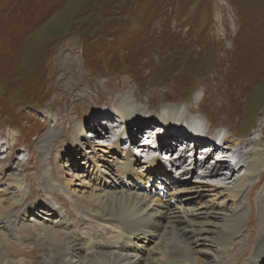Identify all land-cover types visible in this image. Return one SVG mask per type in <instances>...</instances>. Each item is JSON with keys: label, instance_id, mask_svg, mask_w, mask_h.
Instances as JSON below:
<instances>
[{"label": "rangeland", "instance_id": "1", "mask_svg": "<svg viewBox=\"0 0 264 264\" xmlns=\"http://www.w3.org/2000/svg\"><path fill=\"white\" fill-rule=\"evenodd\" d=\"M0 72V195L6 192L5 200H16V208L0 218V264H84L96 249L110 253L128 248L118 240L124 232L85 216L95 211L79 200L85 193L82 182L89 180L114 191L127 187L141 196L138 187L143 185L131 177L124 182L112 171L124 150L136 156L135 167L144 174L141 162L147 154L171 161L164 171L147 174L152 191L147 200L159 191L160 182L167 194L186 202L188 211L203 213L210 199L203 189L224 181L227 172L218 170V181L190 174L175 178L169 169L181 161L173 148L189 150L194 163L200 153H212L210 168L218 164L220 151L244 158L264 149V0H0ZM122 102L136 110L125 112L126 126L115 115ZM167 110L181 111L179 130L169 132L161 124ZM207 118L218 127L216 134L229 138L226 149L213 151L215 146L206 144L196 149L181 134L187 128L194 133L199 125L206 135ZM80 123L100 167L90 171L86 156L92 150L83 141L88 153L76 150L77 163L69 155L73 182L63 187L56 176L67 165L63 151ZM258 171L238 209L229 202L224 211L208 210L216 224L221 214H236V222L240 220L227 237L228 246L220 250L221 264H250L243 251L247 246L251 255L264 232V165ZM243 177L245 171L236 179ZM33 205L48 215L29 214ZM52 207L60 217L50 216L55 215ZM61 219L67 220L61 232L69 241L64 255H58L60 247H50L44 232ZM204 235L192 245L205 253L204 264H212L214 247ZM142 237L130 247L135 250L131 259L138 250L151 255L157 248L153 236L150 242ZM155 255L149 264L163 260ZM175 257L167 264H190Z\"/></svg>", "mask_w": 264, "mask_h": 264}, {"label": "bare ground", "instance_id": "2", "mask_svg": "<svg viewBox=\"0 0 264 264\" xmlns=\"http://www.w3.org/2000/svg\"><path fill=\"white\" fill-rule=\"evenodd\" d=\"M129 105L130 104L127 102H122L118 107V109L117 108L115 109L116 110L115 114L119 115L120 120H122L123 123L125 124H127L128 122L125 121L126 120L125 115H127L125 114V112L127 113L130 112L132 115L134 112H136V110L130 107ZM181 119L182 116L180 110L179 111L167 110L164 111L163 115H161L160 122L163 126L168 128L169 132L171 130L172 132H174L175 130H178L176 129V126L178 127L179 125L178 120ZM206 122H209L208 118ZM86 129L87 128L83 123L77 125L73 129L68 139L67 148L64 149L63 151V153L68 156L67 157L68 161L66 163L67 165L63 166L61 168L60 174L56 176L58 178L59 184L63 187L65 186L67 187L69 184H72L73 182V178H70L73 177L74 173L73 174L71 173L73 172V170H72V162H70L69 155L73 156L74 158L73 160H75L77 163L78 160L77 158L75 159L77 155L76 150H79L78 155L79 152L86 151V153H88L86 150V146L88 145L92 150L91 151L92 156H88V157L86 156L88 161L87 163H89V166H91L90 171L91 172L98 171L99 169L98 167H100L99 166L100 158L95 154L94 151L95 147H93L92 143L88 142L89 139H85ZM173 138L175 137L173 136ZM225 138H226L225 141H228L227 139L229 138L227 136H225ZM83 141L87 142L86 146L82 144ZM117 144L118 143L112 144L114 150H118ZM205 144H209V140H201V139L198 140L196 149H199L201 145H205ZM225 146L224 148L226 149ZM234 146L238 147L239 144H235ZM217 148L219 147H213V151H215ZM113 153H115L114 155L119 154L116 153L115 151H113ZM211 154L212 153H206L205 156H203V160L201 161V163H194L193 168L184 170L182 175L190 174L191 176L190 178H193L194 176H199L200 180H204L207 178H213L217 180L222 176V175L219 176L220 172H218V170L223 168L227 170V175H226L227 177L225 178V182L227 181L228 184L229 181H232V178H234L235 182L234 185L231 187L219 188L218 185L221 186L224 185V181H222V182H218V184L211 185V187L208 189H203L205 190L204 192L207 193L206 196L207 197L209 196L210 198L208 201L209 204L208 209L203 213L197 211H188L185 207L186 202L185 201L183 202L182 198H180L177 194L174 193L167 194L168 191L165 190L164 188L165 186L163 187L162 184L160 185L159 191L154 192L156 195L154 196L151 195L149 200H147V198L149 197L148 195H150L148 193L152 192L149 190L151 186V180L147 174L150 175V172L162 171V169L159 167L158 157L153 158L152 161L151 159H149L148 161H145L144 158L142 159L141 163L145 164L144 166L146 168L145 170L146 174H144V172H141V170L135 167L134 157L136 156H134L133 154H131L126 150L122 152L123 160H121L120 163L115 162L114 167L112 166V171L120 180L124 181L128 177H131L133 182L134 180H137V182L143 185L138 187V190L141 193L143 192L140 197L139 195L135 194V192H132V189L127 187H124L119 191H114V189L111 190L105 185L103 186L101 184H100L101 186L95 185L90 180L87 183L82 182V186L84 187L83 192L85 193L81 197H79L80 198L79 200L84 201L86 205L91 208L92 211H95L94 216H91L89 214H85V216L98 221H104L110 226H115L116 228H119L121 232L124 233L122 234L121 237L118 238V240H120L122 243L125 244L126 247H128V248L119 247L117 250H113L110 253H101L96 249L95 251L89 252L88 257L84 264H149L151 262L152 255L155 254H157L160 257L159 260L163 259L159 262V264H167L171 262L172 260H170V258L172 257V255H174V257L178 256L183 263L190 262V264H204L203 257L205 256H202V254L205 255V253L203 252L202 249H196L192 245L194 243H199L200 236L204 234L205 235L203 237L204 238L203 240L205 241L206 239H209V241H211L210 245L213 244V246L211 247H214V252L212 255V264H216L215 261L221 264V260L223 259V256L221 255L220 250H224L228 246L227 237L229 239L230 238L229 235H232L234 234L235 231H237L238 222L240 220L236 222L235 220L236 214H231L228 216H222L223 214H221L222 217L219 216L221 219H218V223L216 224L214 221L212 222L214 218H211L209 216L208 210H212V212H215L214 208L218 207L217 211L220 210L224 211L225 209L224 205L228 204L229 202L230 205H233L235 209H238L237 204L242 203L241 195L245 192L246 189H248V183L251 181V177L255 172L257 173L258 170L260 171V169L264 165V149L262 151H257L254 154H251L250 151L244 156V158L243 157L238 158V161L243 164L242 167L240 168H234L229 163H228L229 165L225 163L224 166H219L218 165L219 162L224 161L223 159L226 157L224 152L221 151L218 153L217 156L219 159L218 164L216 165L217 169L216 167L210 168L207 165L208 162L207 159L210 158ZM229 154L231 156L235 155L233 151L229 152ZM148 156H154V155L148 154ZM186 156L187 153H185L181 158H179L181 161L179 162L180 165L183 164ZM200 157L202 159V156ZM78 158H82V157H78ZM174 166L177 165L175 164ZM197 169L199 170L204 169L208 171H206V173H199V171L196 172ZM63 170H67V173H69L67 174V177L69 176V179L64 178V175L66 174H64ZM242 171L243 173L245 171V177L236 179L239 176V174L242 173ZM261 173H264V171ZM92 175L95 176V179L99 177L94 173H92ZM202 183L205 185L207 184L204 181ZM158 186L159 183H157L156 187ZM254 187L255 185L253 184L251 186V189H253ZM4 193L6 192H3V194ZM3 194L0 195V214H1L0 218H2V216L5 213L7 212L9 213V211L14 210V208H16L15 206L16 200L14 201L5 200ZM163 199H165V201H163ZM57 203H63V202L57 200ZM239 208L243 210L242 207ZM40 211L44 216L48 215L47 213H49L48 211L36 205L31 206L28 212L29 214L30 213L32 214V212L39 213ZM50 212L55 213V215L50 213V216L60 217V213L56 211L55 207H52V210ZM235 212L236 210H234V213ZM65 213L69 214L68 211H65ZM153 221L154 222L158 221L157 228L154 227ZM66 223H67L66 219H61V221L57 223L53 222L52 224H54V226L53 227L48 226L47 229H45L44 231L45 238L47 239V241L50 242L49 245L53 244L56 245V247H60L62 249L61 253H58V255H64L68 251L69 241H67L68 239L64 237L65 233H63L64 234L63 236L61 232L63 226H66ZM211 226L212 229H206L207 227L209 228ZM215 228L217 229L215 230ZM151 230L154 232V234L150 232ZM263 233H259L258 240L254 246L255 248H252L253 250L251 255L248 254L249 247L246 246V248L243 251L245 257L250 256V259H248L250 260V264H257L259 263L258 260L261 261L260 263L264 264V234ZM207 234H212L214 237L210 238L207 236ZM139 236H143L144 237L143 240L148 239L149 242L154 238L153 243L155 244L157 243L156 244L157 248L155 249V251L150 252L151 255L143 254L142 251L138 250L135 253L134 258L131 259L130 257L131 255L133 256L135 250L130 249V247L135 246L136 243L133 242L135 241V239L138 240ZM238 244L239 243L235 242V247H237ZM62 245L63 247H61ZM50 247H52V245ZM168 252L170 253V257L168 255L169 254ZM75 253L77 254V252ZM182 254L185 255L184 258ZM199 255H201L202 258H200ZM209 262L211 261L209 260ZM77 264H81V263L77 262Z\"/></svg>", "mask_w": 264, "mask_h": 264}, {"label": "trees", "instance_id": "3", "mask_svg": "<svg viewBox=\"0 0 264 264\" xmlns=\"http://www.w3.org/2000/svg\"><path fill=\"white\" fill-rule=\"evenodd\" d=\"M0 73H1V72H0ZM1 74H2V73H1ZM228 79H229L228 82L231 83V80H230L231 78H228ZM231 84H232V83H231ZM3 104H4L3 100L0 99V106H2ZM95 133H96V131H95ZM224 164H225L224 161H220L218 165H219V166H224Z\"/></svg>", "mask_w": 264, "mask_h": 264}]
</instances>
